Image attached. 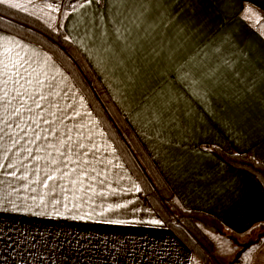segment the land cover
Segmentation results:
<instances>
[{"label": "snow or ice", "instance_id": "6c2138e0", "mask_svg": "<svg viewBox=\"0 0 264 264\" xmlns=\"http://www.w3.org/2000/svg\"><path fill=\"white\" fill-rule=\"evenodd\" d=\"M199 3L185 0L181 10L190 11L181 24L176 23L181 12L169 11L167 0H0V264H19L21 245L34 247L31 231L17 229L18 216L164 226L157 205L144 207L135 195L150 189L137 167L139 145L151 149L162 183L171 184L170 175L179 178L184 156L195 148V129L190 134L188 110L173 106L171 95L126 110L135 99L130 92L139 86L136 57L144 54L145 43L157 56L167 47L168 58L178 65L177 78L196 100L207 103L221 93L236 108L237 122L251 106L264 107V68L244 53L243 66L235 55H226L223 35L193 51L185 44L171 46L166 30L173 23L188 40L199 34L204 23L196 18ZM245 11L259 19L252 8ZM16 13L23 18L13 19ZM97 73H103L99 80ZM96 84L104 86L103 95ZM117 96L127 104L118 103ZM133 121L130 130L123 127ZM240 126L225 128L233 143L241 139ZM196 150L223 154L219 144ZM174 203L183 207L179 199ZM218 239L211 255L215 264H264V244L230 259L236 249ZM31 261L38 264V256ZM192 264L200 260L193 257Z\"/></svg>", "mask_w": 264, "mask_h": 264}, {"label": "crops", "instance_id": "0c3cea01", "mask_svg": "<svg viewBox=\"0 0 264 264\" xmlns=\"http://www.w3.org/2000/svg\"><path fill=\"white\" fill-rule=\"evenodd\" d=\"M167 2L169 11L181 12L176 23L182 24L190 11L189 7L181 10L185 0ZM247 8H252L259 19L249 16ZM195 13L197 20L204 21L195 40L185 38L173 23L166 30L172 47L185 44L187 51H193L196 45L209 39L219 41L223 35L226 42L221 46L226 55H235L243 66L244 53L252 65L264 68V0H200ZM160 30L163 31L162 27ZM166 53L167 47L158 56L152 55L149 44H144V54L136 57L139 86L130 92L135 99L126 110L138 109L141 104H158L161 97L169 95L173 106L188 110L186 120L190 134L195 129V148L184 156L179 178L170 175L172 183L168 186L183 208L214 217L237 238L246 235L255 224L264 222L261 182L249 171L229 164L217 152L209 155L196 149L200 145L219 144L225 153L231 154L229 149L239 150L264 164V107L251 106L248 116L237 122L236 108L221 93L211 95L207 103L196 100L177 78L178 65ZM96 75L100 79L103 73ZM176 96L180 97L178 102ZM116 99L127 104L119 96ZM134 123L128 124L132 128ZM229 123L242 125L238 132L241 139L235 143V137L225 130ZM141 145L155 164L157 157L149 155L151 149ZM135 195L144 207L152 205L140 193ZM141 215L147 218L146 214ZM157 218H162L159 213ZM16 220L17 229L30 230L35 237L34 247L21 245L24 251L15 257L19 264H30L31 256H38V264H192L194 253L165 221L163 227L157 228L32 216H18ZM258 244H264V240Z\"/></svg>", "mask_w": 264, "mask_h": 264}, {"label": "trees", "instance_id": "16d2710c", "mask_svg": "<svg viewBox=\"0 0 264 264\" xmlns=\"http://www.w3.org/2000/svg\"><path fill=\"white\" fill-rule=\"evenodd\" d=\"M20 18H23L22 13H16L13 16V19ZM95 79L99 80L97 75ZM95 86L98 90V94L103 95L105 92L104 86L100 84H96ZM115 106L116 105L113 104V107ZM123 127L129 130L131 129L128 123ZM133 139L138 138L133 136ZM136 151L137 149L133 148V152L135 153ZM139 151L142 155L137 156V167L141 170V174L147 178L150 184L149 191L140 194L146 197L152 205H157L159 215L171 227L174 233L185 242L193 253L199 256L202 261L206 262V251H211L210 249L212 247V241L208 237L206 231L220 234L233 242H237L235 235L229 232V230L214 217L201 211H185V208L176 205L174 203L175 197L171 188L166 182L162 183L163 178L160 177L158 169L155 167V164L141 144L139 145ZM217 153L229 164L249 171L257 177L261 183H264V167L261 166L264 165L263 163L260 162V164H256L250 156L245 154L237 158L225 152H223V154L220 152ZM161 187H166L168 191L161 193L157 190ZM169 194H172L173 199L169 198ZM254 226L250 228L252 231H248V233L257 235L256 238L251 241L254 244H258L261 237H264V222L255 224Z\"/></svg>", "mask_w": 264, "mask_h": 264}, {"label": "rangeland", "instance_id": "374dc122", "mask_svg": "<svg viewBox=\"0 0 264 264\" xmlns=\"http://www.w3.org/2000/svg\"><path fill=\"white\" fill-rule=\"evenodd\" d=\"M206 233L212 241V247L210 249L211 251H206L207 261H208V264H215V262L211 260V255H214L217 252V247H218V244L220 242L218 238L223 237L226 240H229V239H227L226 237H224L220 234H214L210 231H206ZM256 236H257L256 234L251 235L249 233H246V235L240 236L238 238L236 237L237 242H233L232 240H229L231 242L230 246L236 249V252L234 253V255L229 257V258L235 259V257L240 256L241 251L244 250L246 246H249L250 243L254 244L251 240L255 239ZM193 257H196L197 259H199L200 264H206V262L202 261V259L199 256H197L195 253H194Z\"/></svg>", "mask_w": 264, "mask_h": 264}]
</instances>
